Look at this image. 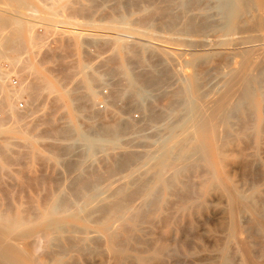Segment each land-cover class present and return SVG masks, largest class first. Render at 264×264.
Segmentation results:
<instances>
[{"label":"rangeland","instance_id":"obj_1","mask_svg":"<svg viewBox=\"0 0 264 264\" xmlns=\"http://www.w3.org/2000/svg\"><path fill=\"white\" fill-rule=\"evenodd\" d=\"M1 1V11H5V13L10 16L11 20L15 19V23L12 22V24L16 29L21 31V33L19 34V38L22 40H17V43L15 42L12 45L14 47L11 48L12 50L10 49L11 52L6 51L2 53V57H0V220H12L17 215L21 217L24 216L23 218H33V214L39 215L40 211L42 210V206L45 204L44 202L52 198H56L57 200H59L60 202L58 201V204H60V206L61 204H64L65 202L68 203L71 200L72 202H70L71 204L69 203V206H73L74 204H77L79 200L82 201L85 194H87L88 192H92V188L96 189L98 192H104L109 182L116 185L123 182L124 178V183L127 184L128 188L133 191L136 190L138 186L136 187L135 185L139 182H144V180L146 181L147 176H149L147 178H151L152 175H149L148 173H152V171L148 172V170H145L146 172H144L141 168L136 169L132 172H127L128 169H122L119 172L115 171V173H112L113 171L110 170L111 172L109 173L110 168L108 167H112V161H114L115 158H118V156H122L124 152L129 150V147L131 148L136 142L144 148L146 147V145L150 146L152 144V146L157 147L159 145V142L155 137H153V135L155 136L153 132L157 133L156 130L161 127V125L162 127L159 129L162 130L164 123L162 124L161 121H159V123H150L147 121L144 122V120H142L144 116V110H141L143 112L142 114V112L140 111L141 108L135 109L130 106L133 102H131V99H133L134 96L130 93V90L127 87L130 82H133L134 86L136 87H140L141 84H149V82L152 80L151 77H154L156 74V76L159 75L157 71L154 70L157 67V64L159 65V68H162L163 72H165L167 69H170V73L168 72V74L166 71V74L168 77H170L168 80L171 82L170 84L167 83L169 81L164 83V85L166 84L168 86H163L162 89L165 91V93L162 90L161 92L158 91L159 88H162V84L160 85V87H157L158 90H156V88L153 91V94H156L152 95L153 99L149 96L150 98L148 97L143 101V105L146 103H148L146 106H148L149 104L151 105H149L147 108L151 107L154 108L153 110L156 112H159L160 110H162L161 112H163V110L168 111L166 110V104H164L165 102L167 103L165 99L168 98L169 94L171 93V97L168 98L169 102V100L174 97L172 93L175 92L174 89L176 88L177 90H179L182 89L183 86L185 87L186 83L190 82L191 75L193 73H199V75H197V78H199L201 82L203 81V89L207 90L211 84L213 85V83L215 82L214 77L218 75V61H221L223 58H221L222 55L220 56L219 54L210 53L200 48V45H202L201 43L203 42V38L200 35L196 34L197 31L195 30V25H198L197 23L200 22L202 16H197L196 10L192 9L191 11H188V15L195 18V22H193V24L196 23L195 25L191 24L192 26L190 25V28L188 27L190 30L193 29L192 31H190L188 28L184 27V24L182 25V23H184L182 20L183 9L179 4L178 6H176L178 1L180 2L181 0H175L174 4L177 2L176 5L172 3L171 7H174L169 8L170 10L172 9L171 13L180 15V17L182 18L181 19L179 17V21L177 23V29L180 25L181 28L179 29H181L182 31L177 30V32L174 30H167L165 29L166 27L164 28L163 24L166 18L160 14L158 15L157 13H155L151 5L152 2L150 0H60L59 2L57 0H22L21 4L16 2L12 4H6ZM148 1L151 4H147ZM204 1L207 2L206 0ZM158 2L161 5H163L164 3V5L166 6L165 1L159 0ZM208 2H211L210 4L212 5L214 4L212 2H215V0H208ZM49 3L52 4V6L49 5ZM48 5L50 9L48 8ZM190 8L193 7L189 6V9ZM177 10L181 11H179L180 14L179 12H177ZM213 12L215 14L212 15L211 19L213 18L214 20H218L221 15L218 13V9L216 7H213L211 9V13ZM159 25L161 26L159 27ZM151 29L153 30V32ZM168 32L170 34H167ZM173 32L177 33L173 34ZM181 34L182 36H180ZM193 34H195L196 36ZM151 35L159 36L151 38ZM162 36L163 39L161 38ZM193 37H195L196 39ZM175 38L176 41H174ZM169 40H172L173 42ZM189 40H193L195 42L192 41L191 45V42ZM164 41L166 42L164 43ZM169 42H171V44L173 45H170ZM182 45L186 46V48ZM14 48L16 50H13ZM19 48H21L22 50ZM161 48L163 49L161 50ZM188 52L191 53L189 54ZM169 53L171 54L168 55ZM179 57H181L180 60ZM162 60H164V62H161ZM192 60H194L198 64L192 66V64L190 63ZM203 61H207V64ZM174 64L175 66H173ZM179 64L184 66H179ZM185 64L187 65V67L185 66ZM163 65L165 66V69L167 68L166 70L164 69ZM196 68L197 71H195ZM209 68H211V70H209ZM182 69L183 71L185 70V73L182 71ZM9 74L16 76L20 82V87L19 90H17V94L21 92L25 99V108L22 110L15 107L14 99H11L12 97L10 95V92L5 86V77ZM178 75H180L179 77L183 78H179ZM167 76L165 75L166 78H168ZM201 76L202 78L204 77V79H202ZM42 77L46 81H44ZM40 78H42V80ZM84 80L88 81L89 87L82 85ZM135 81H140V84L136 83ZM142 81H146L147 84L141 83ZM50 82L53 83L54 89L51 85H49ZM179 83L181 84L180 88H178V85H180ZM103 90H106V93H104ZM64 91H67L69 93V97L65 96L66 101L64 100V98H62L65 93ZM159 94H165V96ZM127 101H129L130 103ZM146 106L144 105L145 108ZM12 107L14 108V110ZM158 108L159 111H157ZM137 110L138 116L136 117ZM131 111L135 112L133 113ZM15 112L18 115H16ZM17 117H19V119ZM262 117L264 118V115H262ZM120 119L122 121H120ZM117 121H120L121 123H123V121H128V123L126 124L127 126H120V128H122V140H120L121 145L120 143H118L113 146L106 142L108 144L107 146L105 142L100 141L98 145H95V150L93 148V152L91 149H88L86 147V144H84L83 140H74L73 142H71L68 139L65 140L60 135L61 129L68 128L69 126H72L71 130L75 126L77 130L87 132V134L89 133L90 135L93 134V130H91L92 128L100 127L102 129H110L116 124ZM16 122L19 123L17 124ZM156 123H158L160 126L157 125V127L155 125ZM144 124L146 126H144ZM14 126L16 129L9 128ZM263 126L260 130V135H262L259 150L260 157L263 158L261 163L262 167L260 165L258 167L260 169L256 170L258 168H255L254 171L251 168H248V170H244L241 168L237 169L238 167L234 166L230 168L231 174L233 175L235 180H237L239 185L245 189L252 186L250 184V178L253 179L251 180L252 182L255 180L254 182L257 184V188L261 189L262 191L264 189ZM236 127H240L239 122H237ZM87 128L89 132L87 131ZM148 128H150V132L148 131ZM17 129L18 131H16ZM84 129L86 130L84 131ZM138 134L139 138L133 137L134 135L137 136ZM72 135H75V131ZM146 136H149V138H145ZM93 137L96 138L95 136ZM143 142H145V144H148L142 146L144 144ZM104 144L107 147L104 146ZM104 147L105 150H103ZM67 148L70 151H67ZM117 149L121 152L117 151ZM139 149H141V151L143 150V148ZM106 151H111V154ZM107 161L108 163H106ZM74 165H78L80 169L74 170L73 167H71ZM152 169L154 170V168ZM192 170L193 171H187L178 176L177 179L182 181V184L179 183L180 181H175L176 189L173 187L172 191L169 190L172 193V196L171 194L168 195V193H170L169 191L166 193L168 203H170L167 205V207L175 206L179 200L177 198L185 196L186 191L188 196H185V198H188V200H194L203 197L202 194H200V191L203 184L208 178V174L202 173L204 172V170H201L200 167ZM249 170H251L250 172H252V176L250 175ZM140 173H145L148 175L144 177L145 174H143L144 176L141 175L140 177ZM193 175H195L196 177H193ZM142 176L145 179H143ZM135 177L139 178H137L139 182L136 181ZM90 180L92 182H89ZM116 180L118 182H116ZM132 181L135 183V185L132 186L133 188L130 187L129 184ZM185 181H187L186 184ZM83 183L86 185H84ZM248 183L250 185H248ZM68 184L71 187L68 186ZM92 184L94 185V187ZM200 184L201 187L199 186ZM84 187H87L86 191ZM90 187L92 188L90 189ZM65 188H67L66 191H64ZM69 190L73 192H70ZM183 190L185 191L184 194H182L184 192ZM129 192L131 191L129 190ZM195 192L198 194H195ZM70 193L71 195H69ZM55 194L57 195L55 196ZM179 194H181V196H178ZM262 197L264 199V191L262 192ZM172 199L175 201V203L174 201H172ZM206 199L207 203L204 206V209H201V215L200 212H198L195 216H193V224L188 225V227L185 228V241H181V237H179L180 234H178L177 236H171V234L161 235L163 236L164 240L168 238L166 241L169 243V246H173L175 250L173 253L169 254L172 257L165 256L164 262H154L153 264L214 263L213 261L217 259V254H219V248L217 245L218 243L220 244V242L222 241L221 239H223V227H225L226 217L225 214H223L221 211V207L224 205L223 199H221L215 191H212L210 194H208L206 196ZM170 200L173 203H171ZM67 203L66 205H63L64 207L61 206V209L69 208ZM60 206H57V210H59ZM135 207L137 208V206ZM176 207H178V203ZM167 210L168 209H166V211ZM31 211L33 212L32 214ZM176 211L177 208L171 209V211L169 210L170 213H166L174 214ZM132 212L134 213L133 210ZM1 214H3L2 216H4L5 219L1 218ZM135 214H133V216ZM198 215H200V217ZM129 219L121 223L120 226L126 224L127 227H119L117 240H119V235H122V237H126L127 233L125 232H128L131 229L132 219ZM161 222L160 220H158V222L154 223V226L153 224L152 226L151 224H149L147 230L151 231H149L150 233L148 232V239L149 237H151L150 239H152L153 237H158L160 232L163 231L162 228H164V225L163 223L161 225ZM244 224L249 225V222L247 223L246 221ZM159 227H161V230L159 229ZM122 229L128 230L124 231ZM195 230L197 231V233ZM170 237H172V240ZM177 237H179L178 240L180 239L178 243L176 242ZM64 238L62 237V239L60 240V244L62 243L63 246H66L67 243H65ZM97 238L98 237H96L94 240H86L82 244V246L88 245L89 247L87 249L94 256L92 255L91 257V254L88 253L87 249L86 251L90 255L85 253L86 251L83 250L84 252L81 251V254L83 253L84 256L77 254V256H75L74 258L75 260L73 259V261H71L72 264L74 263V261L75 263L77 261L79 264H89L91 263L90 261H92L91 264H116V261L118 260L113 259L114 257L112 258L113 260H111L110 254L108 257V252H105L106 250L103 248L105 246V243L103 241L104 239H102V237H99V242V239ZM169 238L171 241L169 240ZM122 239L120 238V241ZM65 240L67 241V239ZM191 240L193 241V243ZM95 242L96 244L94 245ZM184 243L186 244L184 245ZM179 244L181 245V247ZM214 244H217L216 246L218 249H216V246ZM95 249H97L98 251L101 249L102 251H104L105 255L103 253H100L102 251L98 252L96 250L98 254H101L96 256ZM86 254L88 256H86ZM89 256L92 258V260ZM84 257L87 259H85ZM79 259L84 261L87 260L88 262L83 261L82 263V261ZM234 259L235 260L233 264H236L235 262H237V264L241 262L239 260V256H235ZM114 260L115 262H113ZM117 264L122 263L118 262Z\"/></svg>","mask_w":264,"mask_h":264},{"label":"bare ground","instance_id":"obj_2","mask_svg":"<svg viewBox=\"0 0 264 264\" xmlns=\"http://www.w3.org/2000/svg\"><path fill=\"white\" fill-rule=\"evenodd\" d=\"M2 1L6 4H12L14 2L19 4L22 3V0ZM57 1L59 2L60 0ZM150 1L152 2V4L149 1L147 2V4L149 3L152 5L155 13H157L158 15L160 14L166 18H164L165 20L163 19L165 21L163 24L164 28L166 27L165 29L174 31L181 30L179 29L181 28L180 25L177 29V23L179 21L178 18L180 17V15L173 14L171 13L172 9L170 10V8L174 7H171V4H174L175 0H163L166 2V6L164 5V3L163 5L159 4V0ZM203 1L204 0H181L180 2L178 1V3L176 2L177 5L176 3L174 5L178 6L179 4L183 9V14L181 13L183 19L181 17L180 18L184 23H182L181 21L180 22L182 23V25L184 24L185 28H188L191 24H193V22H195V18L188 15L189 10H196V15L202 16L201 20L198 18L200 20V22L197 23L198 25H195L196 23L193 24L195 25V30L198 32L197 33L195 31L196 34L200 35L203 38V42L201 43L202 45L199 44L201 46L200 48L210 53L219 54L220 56L222 55L221 58L223 59L221 61H218V75L214 77L215 82L213 81V85L211 84L212 86L210 85L211 87L209 86L207 90L203 89L204 84L203 81L201 82L199 78H197V75H199V73L197 74L195 72L197 71L196 68V70L193 71L195 73L191 75L190 82H187L185 87L183 86L182 89L179 90H177L176 88L174 89L175 92H172L174 97L171 98L169 102L168 98L171 97V93H168L169 96L165 99L167 103H164L166 104V110L168 111L163 110V112H161L162 110L159 111V108L157 110L159 112L154 111V108H147L150 104L146 106L148 104L146 102V104H144L146 106L145 108L143 105V101L144 99L146 100L149 96L152 97V95L155 94H153V91L157 87H160V85L163 84L161 86L162 88H159V90L158 88L156 89L160 92L163 89V86H168L166 84L164 85V83L169 81L168 79L170 77L167 76L166 71L168 73L170 69L168 70L166 68V70L165 66L163 65L164 69L166 70L165 72H163L162 68H159V65L157 64V67L155 66L156 68L154 67L155 69H153L156 70L159 75L156 76V74L154 77H151L152 80L149 82V84H147L146 81H142L141 83L147 85L141 84L140 87H136L134 86L133 82H130L127 87L130 90V93L134 96L133 99L130 98L131 102L133 101L130 106L135 109L141 108L140 111L142 109L144 110L143 118L141 116L142 120H144V122L147 121L150 123H159V121H161L162 124L164 123V126L162 130L159 129L162 127V125L158 128L159 130L155 129L157 131V133L153 132L155 136L152 134L153 137H155L159 142V145L157 147L152 146L153 144L147 146L146 144L148 143L145 144V142H143L144 144L142 145H146L145 148L141 147V145L137 144V142L133 146L130 144L135 150L132 147H129V150L125 151L122 156H118V158H115L116 160L114 159V161H112V167H108L110 168L109 173L111 171H113L112 173H115V171L119 172L122 169H128V171L126 170L127 172H132L136 169L142 168L144 172H146L145 170H148V172L152 171V173H148L149 175H152L151 178H147L149 177L147 176L148 174L140 173V177L143 174H145V176L143 175L144 177L147 176V182L144 180V182L140 183L139 180H137L138 177L135 178L136 181L140 183V185L139 183L135 185V183L133 182L134 180L130 183L127 182L130 184V187L134 185L136 187L138 186V188H135L136 190L134 191L128 188L127 184L124 183L125 178L123 182L116 185L110 182L108 183V185L105 183L107 185V188L104 192H98L96 189L90 187V189L92 188V192H86L87 194H85L84 199L82 201L79 200V202L81 203L77 202V204L69 206L71 204L70 202L72 201L67 200L69 201L68 203L65 202L64 204H61V206H63L67 203L69 208L66 209H61L62 207L60 206V204H58L59 200H57L56 198H52L50 200L48 199V201H46V198V202H44L45 204L43 206L40 204L42 206V210L40 211L39 215L36 214L37 217L35 214H33V218H23L24 216L21 217L17 215L13 219L11 218L12 220L3 221V219H1L0 264H72L71 261H73L75 256H77V254L83 255V253L81 254V251L84 252L89 247L88 245L82 246V244L86 240H94L96 237H98L97 239H99V242V237H102V239H104L103 241L105 243V246L103 248L106 250L105 252H108V257L110 254L111 260H118L116 261V264L118 262H121L122 264H153L154 262H164L165 256H170L169 254L173 253L175 249L173 246H169V243L166 241L168 238L164 240L163 236L161 235L171 234V236H177L178 234H180L179 237H181V241H185V228L188 227V225L193 224L192 217L200 212L201 209H204V206L207 203L206 196L212 191H215L216 194H218L220 198L223 199L224 205L221 207V211L223 214H225L226 217L225 227H223V239H221L222 241L220 242V244H216L219 249L214 244L216 246V249H218L219 254H217L218 257L213 261V264H233L235 256H239L241 264H264V199L262 197V192L264 191V189L262 191L261 189L257 188V184L254 182L255 180L253 181L254 183L251 181L253 180L252 178H250V184L252 186H247V189L243 188L239 185L238 181L235 180V178L231 174L230 169L234 166L238 167L237 169L241 168L244 170H248V168H251L254 171V169L258 168L260 165L262 167L261 163L263 158L260 157L259 150L262 135H260V130L264 124V118L262 117V115H264V0H215V2H212L214 3L212 5L210 4L211 2H208V0H206L207 2ZM49 5L52 6V4L50 3ZM189 6H192L193 8L189 9ZM213 7H216L218 9V13L221 15L218 20H214L213 18L211 19L212 15L215 14L214 12L211 13V9ZM179 11L177 10V12ZM14 21L15 19L11 20L10 16H8L5 11H1L0 7V57H2L1 54L6 51L11 52L10 49L14 47L12 45L17 40H22L19 38V34L21 33V31L16 29L12 24V22ZM160 26L161 25H159V27ZM177 32H173V34ZM167 34L170 33L168 32ZM158 36H152L151 38H155ZM180 36H182V34ZM161 38L163 39V36ZM172 40L169 41L173 42ZM174 41H176V38ZM192 41H190L191 45ZM165 42L166 41H164V43ZM171 42H169L170 45H173L171 44ZM182 46L186 48V46ZM162 49L163 48H161V50ZM13 50L16 49L14 48ZM170 54L171 53H169L168 55ZM180 59L181 57H179V60ZM161 62H164V60H162ZM203 62L206 63L207 61ZM190 63L192 64V66L198 64L194 60H192ZM173 66H175V64ZM179 66L184 65L179 64ZM185 66L187 67L186 64ZM209 70H211V68H209ZM165 75L168 78H166ZM179 76L180 75H178V77ZM42 78L40 79L42 80ZM202 79H204V77ZM170 82L171 81L167 83L170 84ZM136 83L140 84V81ZM49 85H51L54 89L53 83L50 82ZM82 85L89 87V83L87 80H84ZM178 86V88H180L181 84ZM162 91L165 93L164 90ZM64 92L65 93L62 98H64L65 100V96H68L69 93L67 91ZM18 94H21V92H19ZM163 96H165V94ZM16 115L18 114L16 113ZM17 118L19 119V117ZM120 121L122 120L120 119ZM120 121H117L116 124L110 129H102L100 127L92 128L91 130H93V134L90 135L89 133L87 134V132L77 130L75 126L73 128L75 131V135H72L74 131L73 129L71 130L72 126L70 127L68 125V128L61 129L60 135L65 140L68 139L71 142H73L74 140H83L84 144H86V147L88 149H91L93 152V148L95 150V145H98L100 141L105 143L107 142L113 146L118 143H120L121 145L120 140H122V128H120V126H127L126 124L128 123V121L125 122V120L123 121V123H121ZM237 122H239L240 124V127L238 128L236 127ZM158 123H156L155 125L160 126ZM144 126L146 125L144 124ZM9 128L14 129L15 126ZM149 129L150 128H148V131ZM85 130L86 129H84V131ZM16 131H18V129ZM93 136H95L96 138H94ZM138 136L139 134L137 136L134 135L133 137ZM145 138H149V136H146ZM104 146L106 145L104 144ZM136 147L143 148V150L141 151V149ZM103 150H105V147ZM67 151L70 150H68L67 148ZM117 151L119 150L117 149ZM106 163H108V161ZM71 167H73L74 170L80 169L78 165H74ZM151 167L154 168V170ZM198 167H200L201 170H204V172L202 173L208 174V178L204 184L202 183L203 186L200 191V194H202L203 197L194 200H188V198H185V196H188L187 191L185 193V191L183 190L184 192L182 193L181 191V193H185V196L182 197L181 194L178 195L181 196L180 198L177 196V199H179L177 202L178 207H176L177 203L176 205L173 204L175 206H171L172 208L170 206L167 207V205L170 203H168L166 193L169 190L172 191L173 187H176L175 181H180L177 179L178 176L187 171H193L192 169H196ZM259 169L260 168L256 170ZM250 171L251 170H249V172ZM251 173L252 172H250V175ZM193 177L196 176L193 175ZM89 182L92 181L90 180ZM116 182L118 181L116 180ZM186 182L187 181H185V184ZM179 183L182 184V181H180ZM250 184L248 183V185ZM68 186L70 185L68 184ZM199 186L201 187V184ZM67 188H65L64 191H66ZM86 188L84 187L85 191ZM129 190L131 192H129ZM169 194H171L172 196L171 192L168 193V195ZM195 194L198 193L195 192ZM56 195L57 194H55V196ZM69 195H71V193ZM172 201L174 200L172 199ZM172 201L170 200L171 203H173ZM58 205L60 206L59 210H57ZM135 206H137V208ZM134 208L136 211L138 210L137 213ZM176 208L177 211L174 214H169V210L171 211V209ZM166 209L168 210L166 211ZM132 210L134 211V213L132 212ZM32 211L31 214L33 213ZM165 211L169 213H166ZM132 213L136 214L133 216ZM2 215L3 214H1V218L5 219V217ZM200 215L198 216L200 217ZM128 219H132L131 229L128 232H125L127 233L126 237H122V235H119V240H117L119 227L123 228L124 226H126V224L120 226L121 223L125 222ZM158 220H160V222L162 221L161 225L163 223L165 229L162 228L163 231H161L162 233L160 232V234L158 233V237L154 238L153 235L152 237L154 239H150L151 237H149L148 239V232L151 231L147 230L149 224H151V226L153 224L154 226V223L158 222ZM246 221L247 223L249 222V225L244 224ZM161 227H159V229ZM62 237H65L64 241L65 243H67L66 246H63L62 243L60 244V240L62 239ZM179 237H177L176 239L177 243L180 240H178ZM120 238L123 239L120 241ZM170 238L172 240V237ZM65 239H67V241ZM95 244L96 242L94 243V245ZM185 244L186 243H184V245ZM101 249L99 251H102ZM96 250L97 249H95L96 256L101 255L100 253L104 254V251L98 254L99 251L97 250V252ZM87 251L88 253H90L88 249ZM87 251L85 253H87ZM87 254L86 256L90 255L91 253L88 255ZM92 255L93 254H91V257ZM84 260H81L82 263ZM90 262L92 263V261ZM113 262H115V260ZM76 263L78 262L76 261ZM235 263L237 264V262Z\"/></svg>","mask_w":264,"mask_h":264},{"label":"built area","instance_id":"obj_3","mask_svg":"<svg viewBox=\"0 0 264 264\" xmlns=\"http://www.w3.org/2000/svg\"><path fill=\"white\" fill-rule=\"evenodd\" d=\"M5 86L7 87V90L10 92L11 99H14L15 107L22 110L25 108V99L23 94H17V90H19L20 82L16 76H13L11 74L7 75L5 77ZM104 93H106V90H103ZM138 115L136 114V117Z\"/></svg>","mask_w":264,"mask_h":264}]
</instances>
